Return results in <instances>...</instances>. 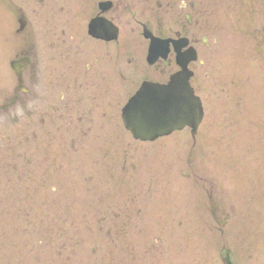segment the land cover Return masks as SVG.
I'll return each instance as SVG.
<instances>
[{
  "label": "rangeland",
  "instance_id": "1",
  "mask_svg": "<svg viewBox=\"0 0 264 264\" xmlns=\"http://www.w3.org/2000/svg\"><path fill=\"white\" fill-rule=\"evenodd\" d=\"M200 8L204 27L192 29L208 44L192 80L205 108L195 136L139 142L126 132L125 147H63L30 165L9 155L0 264H222V246L237 264H264V0ZM11 58L0 54V102ZM18 115H0V140L12 137L0 155L23 150Z\"/></svg>",
  "mask_w": 264,
  "mask_h": 264
},
{
  "label": "flooded vegetation",
  "instance_id": "2",
  "mask_svg": "<svg viewBox=\"0 0 264 264\" xmlns=\"http://www.w3.org/2000/svg\"><path fill=\"white\" fill-rule=\"evenodd\" d=\"M216 1L0 0V54L11 55L9 61L21 69L19 76L11 71L0 115L23 118L18 140L23 150L2 153L0 168L9 155L20 161L28 154L30 165L37 155L43 162L62 157L63 147H125L123 106L144 81L167 83L180 70L179 54L191 46L199 53L207 36L192 29V22L202 29L204 21L195 15L207 12L201 4L210 8ZM98 20L109 25L106 34L96 30ZM155 37L164 41L150 50ZM204 62L187 65L197 95L192 80ZM11 142L4 133L0 147H12ZM143 192L137 189L132 197Z\"/></svg>",
  "mask_w": 264,
  "mask_h": 264
},
{
  "label": "snow or ice",
  "instance_id": "3",
  "mask_svg": "<svg viewBox=\"0 0 264 264\" xmlns=\"http://www.w3.org/2000/svg\"><path fill=\"white\" fill-rule=\"evenodd\" d=\"M108 29V24L98 20V32L106 34ZM188 104L179 82L165 90L142 89L128 102V124L137 130H157L174 125L189 118Z\"/></svg>",
  "mask_w": 264,
  "mask_h": 264
},
{
  "label": "water",
  "instance_id": "4",
  "mask_svg": "<svg viewBox=\"0 0 264 264\" xmlns=\"http://www.w3.org/2000/svg\"><path fill=\"white\" fill-rule=\"evenodd\" d=\"M159 41L160 40L158 38H155L152 44L150 45V50L156 48L158 46L157 42ZM176 43H179V41H177ZM195 58H196L195 51L192 48H190V50L188 49L186 52H184V54L182 53L178 56V62L182 70L171 76L168 83L158 84V83L144 82L141 85L140 89L138 90V92L142 89H148V88L155 90H165V89H169L170 87H174L177 84V82H179L183 93L187 96L189 100V104L187 106V111L190 113L189 118L186 121H180L177 124L168 125L166 127H162L157 130H137L132 128L131 125L128 124V120H127L128 103H127L123 108V120L125 123V127L131 132L132 136L135 139H139L143 141L145 140L151 141L160 136L168 135L174 130H180L185 126H189L191 128L192 134L196 132V129L202 117V107L199 98L194 94L188 82L190 76L192 75V72L188 70L186 66L189 60H194ZM12 67L15 68V71L18 74L20 68L16 67L15 64H12ZM1 108H5V106H0V109ZM219 257L223 264H237L231 250L227 247H222L219 250Z\"/></svg>",
  "mask_w": 264,
  "mask_h": 264
}]
</instances>
